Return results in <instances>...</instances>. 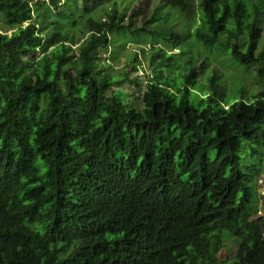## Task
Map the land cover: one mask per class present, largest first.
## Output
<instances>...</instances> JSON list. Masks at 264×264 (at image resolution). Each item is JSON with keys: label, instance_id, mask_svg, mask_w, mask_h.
<instances>
[{"label": "trees", "instance_id": "obj_1", "mask_svg": "<svg viewBox=\"0 0 264 264\" xmlns=\"http://www.w3.org/2000/svg\"><path fill=\"white\" fill-rule=\"evenodd\" d=\"M104 1L0 0V264H264V1Z\"/></svg>", "mask_w": 264, "mask_h": 264}, {"label": "rangeland", "instance_id": "obj_2", "mask_svg": "<svg viewBox=\"0 0 264 264\" xmlns=\"http://www.w3.org/2000/svg\"><path fill=\"white\" fill-rule=\"evenodd\" d=\"M37 1V0H32ZM145 1L149 2L150 6H154L157 2V0H106L102 3L101 5V9L96 13V17L100 18L103 21H107L109 19V15H110V7L111 6H115L116 9L118 8V10L122 13H126V11L124 10V6L126 4H130L131 6H139V4L144 3ZM264 1V0H263ZM196 2H200V0H196ZM249 10L252 11L253 10V6L254 3L252 2V0H248L247 2ZM43 5V4H42ZM43 7V6H42ZM41 7V8H42ZM0 23L2 24V20H0ZM263 32H262V38L259 42L258 45V49H257V53H259L263 47H264V18H263ZM3 30H6V28H2ZM12 30L8 29V33H10ZM86 36H88V33H78V38H79V42H81L83 40V38H85ZM79 44V43H78ZM122 44V43H121ZM77 45V44H76ZM76 45H74L73 47H75ZM142 45H145V47H148V43H142ZM52 47H50L51 49ZM115 50V54H116V59L114 61H112L109 57V53L110 50ZM138 52L137 53V59L139 60V65H138V69L136 72L131 71L129 73V76H134V75H139L140 76V81H142L144 83L145 81V75H143L145 72L150 71V63H149V51H147L146 53L144 52V54L140 51L139 47L136 45L135 42H126L125 41V47L124 49H120L118 47V49H115V47H111L110 45L108 46L107 52H104V54L102 55L103 60L105 61V66L107 65H111V70L110 73H121L124 72L125 70L129 69V66L127 68H125V64L128 62L127 58H129L131 55H133V52ZM215 51V50H214ZM211 51V52H214ZM108 56V57H107ZM118 59V60H117ZM233 65L238 66L239 68H243L242 66L238 65L236 62L232 61L230 59V57H227V54L225 53H221V55L217 54V61L214 62L212 61L211 66H215L218 71L220 73L223 74L224 78H226L228 85H233L234 81H242L244 84H246L247 88L249 91H255V89L258 88H262L264 87V80L259 79L256 77V68L255 67H250L249 69H246V71L243 75H239L238 73H243V70H238L235 69V67H233ZM118 71V72H117ZM113 88H116V86H114ZM121 88H123L124 90H126L129 94H132L135 90L134 86H132L131 84H129L128 82H124L121 86ZM138 95V93H135ZM130 98H132V96H130ZM134 102L135 105H139L141 106V102L140 101H135L132 100ZM261 166L260 170L262 169L260 175L257 177V207H258V212L259 213H263V210L260 207V204L262 202V200L264 199V163H260L259 167ZM218 255L220 256L219 258H224L226 255V252L221 249L218 252Z\"/></svg>", "mask_w": 264, "mask_h": 264}]
</instances>
